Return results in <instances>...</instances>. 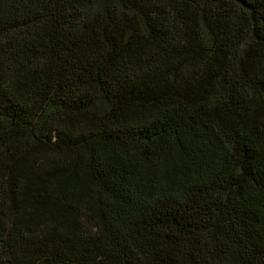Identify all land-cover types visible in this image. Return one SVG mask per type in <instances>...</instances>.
Listing matches in <instances>:
<instances>
[{"label": "trees", "instance_id": "trees-1", "mask_svg": "<svg viewBox=\"0 0 264 264\" xmlns=\"http://www.w3.org/2000/svg\"><path fill=\"white\" fill-rule=\"evenodd\" d=\"M0 264H264V0H0Z\"/></svg>", "mask_w": 264, "mask_h": 264}]
</instances>
